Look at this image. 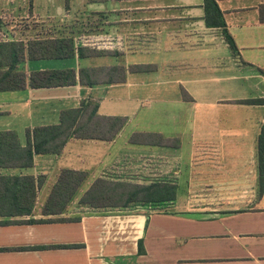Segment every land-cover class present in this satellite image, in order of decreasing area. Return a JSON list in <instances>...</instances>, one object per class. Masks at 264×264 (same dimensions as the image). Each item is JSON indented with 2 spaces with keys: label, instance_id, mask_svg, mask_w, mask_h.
Masks as SVG:
<instances>
[{
  "label": "crops",
  "instance_id": "obj_1",
  "mask_svg": "<svg viewBox=\"0 0 264 264\" xmlns=\"http://www.w3.org/2000/svg\"><path fill=\"white\" fill-rule=\"evenodd\" d=\"M104 1V9L86 19L74 16L73 26L55 32L73 35L75 48L105 54L33 59L23 66L27 73L73 69L76 80L80 68L121 66L120 81L0 91V114L22 125L23 135L13 126L3 130H13L22 145L27 130L56 124L62 110L82 102L97 103L101 115L126 117L110 141L70 138L60 154L34 156L23 173L42 174L45 182L33 218L46 217L41 207L63 168L86 171L88 186L109 171L128 173L138 160L149 161L152 175L173 173L176 199L165 212L77 213L72 206L62 216L79 214V221L0 225V264H264V183L257 162L264 0H215L235 48L223 29L206 24L204 0ZM25 32L0 27V40L36 38L31 26ZM80 35L111 36L120 44L82 45ZM140 132L177 138L179 145L131 142ZM86 144L99 154L86 152ZM181 188L184 206L178 207Z\"/></svg>",
  "mask_w": 264,
  "mask_h": 264
},
{
  "label": "trees",
  "instance_id": "obj_2",
  "mask_svg": "<svg viewBox=\"0 0 264 264\" xmlns=\"http://www.w3.org/2000/svg\"><path fill=\"white\" fill-rule=\"evenodd\" d=\"M204 8L206 24L223 29L225 39L232 48H235L215 0H204ZM84 52L89 55L105 54V51L101 50L79 46L75 48L73 35H39L27 41L0 40V91L19 90L26 85L33 88L68 86L74 85L76 81L93 86L100 82L120 81L123 78L121 66L80 68L77 80L73 69L35 70L27 73L23 66L28 60L70 58L75 55L80 57ZM253 101L261 102L262 99ZM125 122L124 116L99 114L98 104L86 101L79 107L62 110L56 124L35 126L27 130L24 145L20 143L13 130H0V170L18 171L0 172V225L79 221V214L62 216L70 211L75 200H78V206L98 210L132 212L143 208L153 212L167 211L169 205L176 199L177 184L175 183L140 184L97 177L84 189L87 172L63 168L59 171L41 207L40 213L46 217L33 218L38 190L45 182V176L42 174L23 173L33 166L34 156L60 154L70 138L110 141L122 129ZM130 141L166 147L179 145L177 138L169 139L152 132L134 133ZM257 162L259 182L263 185L264 124L257 139ZM23 216L29 218L23 219ZM138 246L142 252V240H139Z\"/></svg>",
  "mask_w": 264,
  "mask_h": 264
},
{
  "label": "rangeland",
  "instance_id": "obj_3",
  "mask_svg": "<svg viewBox=\"0 0 264 264\" xmlns=\"http://www.w3.org/2000/svg\"><path fill=\"white\" fill-rule=\"evenodd\" d=\"M106 6V2L93 0H0V17L2 20V24L0 27H7L8 29H14L18 31V33L23 34L24 36L28 35L25 31L31 26L33 29V33L30 35L32 37L43 36V35H52L56 36V29L64 28L65 25L69 23V26H73L74 16H77L78 19L83 18L86 19L89 17L92 10H101ZM35 15H34V13ZM65 19V20H61ZM71 19V20H70ZM67 20H69L67 22ZM95 22V21H94ZM83 32V31H80ZM41 33V34H40ZM29 36V37H30ZM2 38V36H0ZM99 60V59H97ZM8 121V122H7ZM25 122L24 120H20L19 123ZM6 126H13L17 133L23 135L22 125H13V120L8 117L7 114H0V130L7 128ZM156 146V145H151ZM145 149H156V147ZM84 150L89 152V150L93 151L92 156L99 154L98 151L94 150L91 145L88 146L86 144L84 146ZM139 163H136V166L130 169V172L123 173L121 172L120 177H114L115 181H127L132 183H140V184H149L151 182H171L173 183V173L172 176L168 177L159 172V175H152L155 170L149 161L138 160ZM152 175V176H151ZM103 176V175H102ZM104 175L102 178H106ZM86 183H84L83 187L86 188ZM181 184L183 182L181 181ZM86 185V186H85ZM182 188L179 190L178 201L181 202L178 204V207L184 206L182 204L183 198L185 196ZM77 201L75 200L72 203V206L78 210L77 213H85V212H108V211H122V210H98L92 209L88 207H81L77 205ZM72 207V208H73ZM88 208V209H79ZM71 209V208H70ZM124 212V211H123Z\"/></svg>",
  "mask_w": 264,
  "mask_h": 264
},
{
  "label": "built area",
  "instance_id": "obj_4",
  "mask_svg": "<svg viewBox=\"0 0 264 264\" xmlns=\"http://www.w3.org/2000/svg\"><path fill=\"white\" fill-rule=\"evenodd\" d=\"M97 41H102L104 42L107 46L110 45L112 46V43L115 44H120L119 43V38H113L111 36H104V37H96V36H88V35H80L77 37V42L82 44V45H95L97 44ZM124 172H122L123 175ZM108 179H114V177L118 178L121 175L120 171H109L108 173H105ZM103 175V176H104Z\"/></svg>",
  "mask_w": 264,
  "mask_h": 264
}]
</instances>
